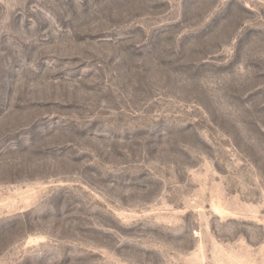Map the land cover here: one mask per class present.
Segmentation results:
<instances>
[{
  "label": "rangeland",
  "instance_id": "374dc122",
  "mask_svg": "<svg viewBox=\"0 0 264 264\" xmlns=\"http://www.w3.org/2000/svg\"><path fill=\"white\" fill-rule=\"evenodd\" d=\"M0 264H264V0H0Z\"/></svg>",
  "mask_w": 264,
  "mask_h": 264
}]
</instances>
